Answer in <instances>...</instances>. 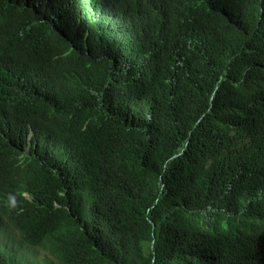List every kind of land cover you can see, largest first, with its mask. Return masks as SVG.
I'll return each instance as SVG.
<instances>
[{
  "label": "trees",
  "instance_id": "1",
  "mask_svg": "<svg viewBox=\"0 0 264 264\" xmlns=\"http://www.w3.org/2000/svg\"><path fill=\"white\" fill-rule=\"evenodd\" d=\"M234 13L188 46L146 27L111 47L98 29L105 52L67 24L53 58L27 49L24 96L13 95L25 106L0 123L18 192L0 264H255L264 0Z\"/></svg>",
  "mask_w": 264,
  "mask_h": 264
},
{
  "label": "clouds",
  "instance_id": "2",
  "mask_svg": "<svg viewBox=\"0 0 264 264\" xmlns=\"http://www.w3.org/2000/svg\"><path fill=\"white\" fill-rule=\"evenodd\" d=\"M237 7L238 0H30L22 6L0 8V123L25 106L13 95L24 96L27 49L40 48L53 58L48 43L54 34L68 35L67 24L80 27L84 39L93 34L95 45L105 52L107 46L94 40L98 29L111 47L121 45L120 41L131 46L127 38L146 27L160 39L167 37L188 46L202 32L209 35L215 20L230 24ZM62 41L65 39L58 37L56 52L63 56L66 52L60 53L57 46ZM104 60L107 63L106 56ZM31 66L28 62L27 68L31 70ZM9 168L0 161V227L4 229H13L3 214L14 207L18 194ZM21 196L31 200L26 192ZM254 263L264 264V244L261 250L255 247Z\"/></svg>",
  "mask_w": 264,
  "mask_h": 264
}]
</instances>
